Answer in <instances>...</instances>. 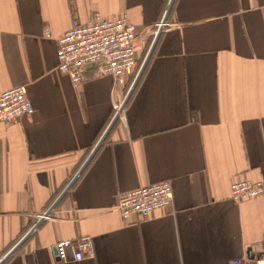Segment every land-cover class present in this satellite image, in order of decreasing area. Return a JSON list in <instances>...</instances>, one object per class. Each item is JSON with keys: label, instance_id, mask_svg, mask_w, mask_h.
I'll use <instances>...</instances> for the list:
<instances>
[{"label": "crops", "instance_id": "crops-1", "mask_svg": "<svg viewBox=\"0 0 264 264\" xmlns=\"http://www.w3.org/2000/svg\"><path fill=\"white\" fill-rule=\"evenodd\" d=\"M170 1L0 0V92L25 86L32 107L0 123V264H55L56 242L81 236L94 256L69 264H230L264 250V193L230 199L234 182L264 181V0ZM95 13L126 15L138 55L155 43L109 128L129 84L89 67L74 88L57 69L58 40ZM163 182L169 207L121 217V194Z\"/></svg>", "mask_w": 264, "mask_h": 264}, {"label": "built area", "instance_id": "built-area-1", "mask_svg": "<svg viewBox=\"0 0 264 264\" xmlns=\"http://www.w3.org/2000/svg\"><path fill=\"white\" fill-rule=\"evenodd\" d=\"M171 2L172 0L168 4L169 6ZM168 8L161 20L154 26V38H157L161 31L169 27L167 22ZM136 40V29L128 21L126 15L106 19L95 13L87 24H81L74 19L69 30L58 40L57 69L69 78L74 88L79 87L84 82L89 67L94 70L95 76H110L114 80L115 86L125 87L127 86L126 74L135 67L137 62ZM138 78L139 71L121 98L113 102V115L108 128L115 121L122 122L124 120L127 99ZM31 110L32 107L26 96L25 86H16L0 92V123L13 122L30 113ZM72 181L73 179L62 194L68 189ZM263 193L264 181L262 180H243L234 182L230 186V199L235 203L244 199L256 198ZM60 196L45 211L34 216L35 222L25 236L33 233L38 224L52 218V209ZM172 200V186L169 182H163L121 194L116 208L124 220L130 219L132 216L145 219L152 212L169 207ZM54 249L55 264H69L94 256L93 243L88 236H81L72 240H60L56 242ZM7 255L2 258V261ZM230 264H264V250H261L258 255L235 259Z\"/></svg>", "mask_w": 264, "mask_h": 264}, {"label": "trees", "instance_id": "trees-1", "mask_svg": "<svg viewBox=\"0 0 264 264\" xmlns=\"http://www.w3.org/2000/svg\"><path fill=\"white\" fill-rule=\"evenodd\" d=\"M149 45H150V43L144 47V50L142 51V53H144V52L146 53L147 49L149 48ZM135 47H136V45H135ZM136 58H137V62H136L135 67L132 70H130L129 72H127V74H126V85H128V84H130L132 82V80L137 75V73H138V71L140 69L141 61H139L137 52H136ZM150 58H151V56L149 57V60H150ZM149 60H148V62H149ZM147 64H146L145 68L147 67ZM145 68H144V70H145ZM144 70H143V72H144ZM143 72L141 73L140 77L142 76Z\"/></svg>", "mask_w": 264, "mask_h": 264}, {"label": "water", "instance_id": "water-1", "mask_svg": "<svg viewBox=\"0 0 264 264\" xmlns=\"http://www.w3.org/2000/svg\"><path fill=\"white\" fill-rule=\"evenodd\" d=\"M154 42H153V44H152V46L150 47V49H149V52H148V54H147V56H146V58H145V60H144V62H143V64L141 65V67H140V70H139V76L141 75V73L143 72V70H144V68H145V66H146V64H147V62H148V60H149V57H150V55H151V52H152V49H153V47H154ZM55 251V250H54Z\"/></svg>", "mask_w": 264, "mask_h": 264}, {"label": "rangeland", "instance_id": "rangeland-1", "mask_svg": "<svg viewBox=\"0 0 264 264\" xmlns=\"http://www.w3.org/2000/svg\"><path fill=\"white\" fill-rule=\"evenodd\" d=\"M149 48H150V46H149ZM149 48L147 49L146 53L145 52L144 53L140 52L139 55H138L139 61H141V63H140L141 65L143 64V62H144V60H145V58H146V56H147V54L149 52Z\"/></svg>", "mask_w": 264, "mask_h": 264}]
</instances>
